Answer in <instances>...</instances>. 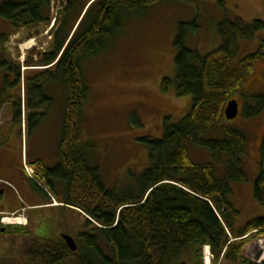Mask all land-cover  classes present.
Here are the masks:
<instances>
[{"label":"trees","instance_id":"16d2710c","mask_svg":"<svg viewBox=\"0 0 264 264\" xmlns=\"http://www.w3.org/2000/svg\"><path fill=\"white\" fill-rule=\"evenodd\" d=\"M51 1L0 0V17L11 25L10 33H0V68L18 64L7 55L9 35L51 24ZM159 1L94 0L66 42L70 29L67 15L78 10L79 18L85 6L80 0H69L64 20L57 21L52 30L49 51L39 53L37 61L32 57L26 61L55 66L66 90L59 144L61 163L53 168L41 165L43 179L50 186V177L64 180L66 203L90 219L85 222L87 229L78 235L75 252L61 240L31 237L22 264H186L180 260L185 252H190L193 264H202L204 245L210 246L216 258L258 264L242 256L244 243L253 237L239 238L264 227V216L240 225L239 212L228 198L232 193L230 182L249 179L243 168L247 138L242 131L226 127L221 121L228 101L244 90L254 61L264 58L263 44L256 52L235 60L238 41L252 39L264 28L263 21L224 20L217 27L221 45L204 56L186 45L185 26H179L174 38L175 77L164 78L161 90L167 92L174 86L178 97L191 98V107L176 125H169L165 118L162 138L141 140L148 148L149 161L138 179L137 195H121L106 188L98 168L89 165L80 146L82 107L88 95L82 61L104 49L120 29L124 14L144 11ZM191 28L196 29L197 25L192 23ZM244 98L248 101L243 105L236 100L245 118L254 119L263 113L264 90L246 92ZM215 130L220 137H203ZM189 143L207 148L212 162H194ZM259 157L261 165L253 183V199L264 207V134Z\"/></svg>","mask_w":264,"mask_h":264},{"label":"rangeland","instance_id":"374dc122","mask_svg":"<svg viewBox=\"0 0 264 264\" xmlns=\"http://www.w3.org/2000/svg\"><path fill=\"white\" fill-rule=\"evenodd\" d=\"M60 1L66 0H53L51 10L52 20L59 11V23L62 14ZM80 1L81 6L86 2ZM76 16H72L68 22L70 29ZM237 18L246 23L253 20L264 22V0H161L144 11L124 14L120 29L107 41L104 49L98 55L82 61L88 95L82 107L80 146L89 165L98 168L106 188L121 195H137L138 179L149 161L148 148L141 140L146 137L162 138L165 118H168L169 125H176L190 110L189 96L178 97L174 86L167 92L161 90L164 78L173 80L175 77L174 38L179 26H185L186 45L204 56L222 43L217 32L218 25L224 20L234 21ZM192 23L197 25L196 29L191 28ZM10 30V23L0 17V33H10ZM51 40L49 26L41 25L32 31L21 29L9 35L5 45L8 58L20 66H26L25 61L29 57L38 60L41 57L39 53L49 51ZM263 44L264 28L252 39L238 41L239 51L235 60L256 52ZM0 76L3 77L0 103L9 104L0 114L7 115L14 103L22 102L25 107L23 116L17 122L5 123V134L10 136L13 154L17 159L27 158L29 162L38 159L49 168L60 164L59 144L67 100L65 87L60 81H53L58 77L57 71H29L25 83L3 68L0 69ZM32 77L37 79L30 80ZM35 83L44 84L43 90L49 103L44 102L42 106L39 104L36 109H31ZM243 88L231 98L238 99L241 105L248 101L244 98L246 92L264 90L263 57L254 61L253 72ZM0 119L4 122V117ZM221 123L242 131L247 138L243 168L249 179L247 182H230L232 193L228 196L238 212L242 213L238 224L244 225L251 220L249 215L255 211L251 201L254 200V179L261 165L259 144L264 134V111L254 119L245 118L240 111L236 119H223ZM217 133L216 130L206 132L203 137L218 138L220 135ZM188 147L194 162H212L211 152L207 148L190 143ZM51 179L52 186L39 180L55 200L66 203L64 180L56 177ZM28 185L29 190L42 195L31 181ZM22 204L28 206L25 201ZM49 207L40 210L38 222L30 217L31 211L25 212L26 216L20 218L3 216L2 225L10 226L11 230L0 231V264H22L25 261L23 253L31 237L59 242L62 235H69L78 241L79 233L87 229L85 222L89 218H86V214L65 206ZM13 232L18 236L12 235ZM180 260L193 264L190 252H185ZM200 261L204 263L203 253ZM212 264L241 263L215 257Z\"/></svg>","mask_w":264,"mask_h":264},{"label":"flooded vegetation","instance_id":"af4514ba","mask_svg":"<svg viewBox=\"0 0 264 264\" xmlns=\"http://www.w3.org/2000/svg\"><path fill=\"white\" fill-rule=\"evenodd\" d=\"M52 1H51V5H52ZM68 2L69 0H66L65 2L64 1L59 2L60 8H61L60 13H62L61 17H59L61 19L60 21L64 20ZM58 14H59V11L57 13V16ZM75 15H76L75 12L67 15V24L70 21L71 17ZM57 16L54 17V19L57 18ZM77 19L78 17L76 16L71 26V29H69V32H68L69 36L66 42H68L71 35L73 34L71 32H73L75 29L74 26L76 24ZM57 21H59L58 18H57ZM1 68L5 69L6 71L10 73H14L15 77L19 81H24V83L27 80L26 74L29 71L42 72V71H48V70H54V69L57 71V68L55 66L43 67L42 65H36L33 62H32V65L27 64L26 66H20V64L18 63L15 65H10V66L1 67ZM35 79H37V77L30 78V80H35ZM53 81L59 82L58 77L54 78ZM2 83H3V77L0 76V96L2 95L1 91L3 89ZM39 85L40 83H35V86L33 87L34 99L30 103L31 109H36L39 106V104H41L42 106L44 102L49 103V98L46 96L43 90L44 84L42 83L40 86ZM1 99L2 98L0 97V100ZM7 105H9L7 104V102L0 103V113L3 111V109L6 108ZM23 106H24V103L22 104V102L20 104H17V103L11 104L9 108V113L7 115L0 114V117H4V122H2L0 119V231L2 232H7L8 229L10 231V226L2 225L1 219H3L4 215H9L13 217H24L26 216L25 212H28V211L32 212V216L30 217H33V218H37L38 216L41 215L39 210L32 209V208L28 209L26 207V204L25 206H23L22 203L23 201L27 203V199L31 201L34 198L32 197V194L27 195L24 191V185H25L24 182H27V180L29 181L28 176L25 172L24 165H29L32 168V172L34 173L33 178L37 182V180L39 179L43 180V175H42V170H41V165H43V163L38 159L32 160L31 162H29L27 158H25L24 160L22 159L20 160L19 158L17 159L16 155H14L12 152V148H11V144L9 140L10 136L6 135L5 133L7 131L4 130L7 127L5 124L6 122L7 123L17 122V120H19L23 116V112L25 110V107ZM31 182L36 186V184L33 181ZM12 185L13 187L14 185L17 186L21 190V194H17L16 192H14V190L12 191L10 188L12 187ZM11 234L18 236L16 232H13ZM63 236L64 235L61 236L60 240L66 245L65 241L63 240Z\"/></svg>","mask_w":264,"mask_h":264},{"label":"crops","instance_id":"0c3cea01","mask_svg":"<svg viewBox=\"0 0 264 264\" xmlns=\"http://www.w3.org/2000/svg\"><path fill=\"white\" fill-rule=\"evenodd\" d=\"M262 169L264 170V162H262ZM28 181V180H27ZM29 182V181H28ZM28 182L26 183V187L24 188V190H25V193L27 194V195H30V194H32V197H34L33 198V200H28L27 199V205L30 207V208H32V209H37V210H43V209H45V208H48L49 207V205H51V206H53V207H49L50 209H53V208H55V207H60L62 204V202H60V201H57V200H55L54 199V197L52 196V195H50V196H48L44 191H42L41 189H39V191H40V193L42 194L41 196L40 195H37L35 192H33L32 190H29L28 189V187H29V185H28ZM10 187V186H9ZM11 188V190L13 191L14 190V192H16L17 194H21V190L17 187V186H15L14 185V187H13V185H12V187H10ZM44 195H45V197H44ZM251 207L252 208H254V212H253V214H250L249 215V217L252 219V218H254V217H256V216H264V207L263 206H261V205H259L257 202H255V200H253V201H251ZM27 206V207H28ZM29 208V209H30ZM240 214L242 215V213H240L239 212V216H238V219H237V223H238V220L240 221L241 220V216H240ZM39 216L37 217V218H35V221L36 222H38L39 221ZM241 225V224H240Z\"/></svg>","mask_w":264,"mask_h":264},{"label":"built area","instance_id":"2783aa9c","mask_svg":"<svg viewBox=\"0 0 264 264\" xmlns=\"http://www.w3.org/2000/svg\"><path fill=\"white\" fill-rule=\"evenodd\" d=\"M26 170L29 176H31V172L27 168ZM252 233L255 236L245 247V257L258 264H264V228L255 230ZM211 258L212 254L210 253L209 247H204V259L209 261Z\"/></svg>","mask_w":264,"mask_h":264},{"label":"water","instance_id":"95a60500","mask_svg":"<svg viewBox=\"0 0 264 264\" xmlns=\"http://www.w3.org/2000/svg\"><path fill=\"white\" fill-rule=\"evenodd\" d=\"M223 114H224V118L227 121H232L236 119V117L239 114V102L236 99L229 100L224 109ZM63 240L65 241L66 246L70 251L75 252L77 250V243L71 236L64 235Z\"/></svg>","mask_w":264,"mask_h":264},{"label":"bare ground","instance_id":"6f19581e","mask_svg":"<svg viewBox=\"0 0 264 264\" xmlns=\"http://www.w3.org/2000/svg\"><path fill=\"white\" fill-rule=\"evenodd\" d=\"M29 46H27V48H28ZM18 220V219H17ZM16 221V220H15Z\"/></svg>","mask_w":264,"mask_h":264}]
</instances>
